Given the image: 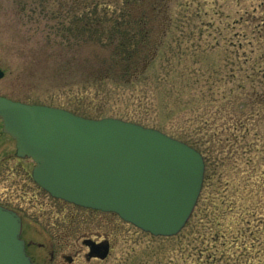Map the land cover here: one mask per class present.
I'll return each instance as SVG.
<instances>
[{
	"label": "rangeland",
	"instance_id": "rangeland-1",
	"mask_svg": "<svg viewBox=\"0 0 264 264\" xmlns=\"http://www.w3.org/2000/svg\"><path fill=\"white\" fill-rule=\"evenodd\" d=\"M91 1L0 0V95L196 142L205 173L192 214L177 234L155 236L58 199L34 181L35 162L17 157L1 120L0 204L21 214L23 236L44 244L45 260L54 244L80 249L72 264H264V0H144L146 10L155 6L144 49L155 57L132 81L103 85L83 77L85 58L98 64L93 46L73 49L78 37L62 30ZM61 42L74 46L61 51ZM65 58H73L66 73ZM59 72L66 79H55ZM85 236L109 238L108 257L87 259Z\"/></svg>",
	"mask_w": 264,
	"mask_h": 264
},
{
	"label": "water",
	"instance_id": "water-1",
	"mask_svg": "<svg viewBox=\"0 0 264 264\" xmlns=\"http://www.w3.org/2000/svg\"><path fill=\"white\" fill-rule=\"evenodd\" d=\"M0 120L17 155L35 162L34 181L56 198L114 212L155 236L177 234L192 214L205 159L180 139L117 117L91 118L3 95ZM21 231L20 215L0 205V264H35ZM84 243L90 256L109 254V241Z\"/></svg>",
	"mask_w": 264,
	"mask_h": 264
},
{
	"label": "trees",
	"instance_id": "trees-1",
	"mask_svg": "<svg viewBox=\"0 0 264 264\" xmlns=\"http://www.w3.org/2000/svg\"><path fill=\"white\" fill-rule=\"evenodd\" d=\"M143 1L92 0L91 10L86 8L87 10L81 16L74 15L78 21L75 27L62 29L67 31V34L71 32L78 37L79 43L74 44L77 48H73L74 45L70 42L58 43L61 51L66 49V46L79 50L85 44H89L93 46V51L96 52L94 55L98 64L91 62L89 58H85L87 61L85 72L87 71V74L83 77L88 79L85 82L103 85L107 80L113 79L128 83L145 72L155 57L153 48L151 50L153 54H149L144 49L146 46L148 48V44H152L149 36L150 29L147 27L152 20L154 21L156 14L153 12L155 6L152 11H148L143 8ZM67 34L62 32L61 38L64 41L68 39ZM95 46L106 52L99 54L101 49L98 50ZM72 59H64L65 63L62 65V70L65 73L67 69L72 68ZM54 78L66 79L61 72L57 73ZM187 143L195 147L194 143L196 142L189 143L187 141ZM200 152L202 153V151Z\"/></svg>",
	"mask_w": 264,
	"mask_h": 264
},
{
	"label": "flooded vegetation",
	"instance_id": "flooded-vegetation-1",
	"mask_svg": "<svg viewBox=\"0 0 264 264\" xmlns=\"http://www.w3.org/2000/svg\"><path fill=\"white\" fill-rule=\"evenodd\" d=\"M17 155V153H16ZM17 157H19L17 155ZM22 158V157H20ZM31 176H32V171H31ZM33 178V177H32ZM60 199V198H58ZM62 200V199H61ZM2 205V204H0ZM6 208H9L11 210H14L16 211L21 219H22V216L21 214L14 208H10V207H7L5 205H2ZM25 227V224H24V221L22 219V231H21V237L25 240V248H26V252L27 254L31 257L32 261H34L35 264H45V263H49V264H57L59 263V260L62 259V260H65L68 264H72L76 261V258L79 256L80 254V249H76L73 251V252H68V253H65V252H61L58 250V248L53 244L50 251H49V260H45L46 256L43 254L42 251L39 250V248H45L44 244L42 243H38V244H35L34 242H32L30 239L28 240L26 237L23 236L24 234V228ZM75 231H73L72 233L74 234ZM86 239H90V240H93L95 241L96 243H101V242H105V241H109V238H105V237H102L100 239H97V238H92L90 236H85L83 238V242L86 240ZM87 250L85 251V257L87 259H100L99 257L97 256H90L89 255V252H90V247L85 244ZM110 250H111V242H110ZM46 261V262H45ZM61 263V261H60Z\"/></svg>",
	"mask_w": 264,
	"mask_h": 264
}]
</instances>
